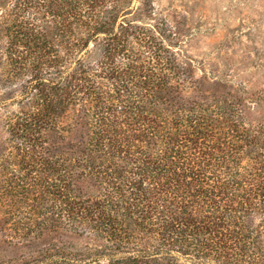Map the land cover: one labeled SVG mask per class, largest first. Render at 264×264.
I'll return each mask as SVG.
<instances>
[{"label":"trees","instance_id":"16d2710c","mask_svg":"<svg viewBox=\"0 0 264 264\" xmlns=\"http://www.w3.org/2000/svg\"><path fill=\"white\" fill-rule=\"evenodd\" d=\"M133 0H0V224L54 264H264V120ZM98 49L96 58L88 53Z\"/></svg>","mask_w":264,"mask_h":264},{"label":"rangeland","instance_id":"374dc122","mask_svg":"<svg viewBox=\"0 0 264 264\" xmlns=\"http://www.w3.org/2000/svg\"><path fill=\"white\" fill-rule=\"evenodd\" d=\"M147 2L150 15L142 20L168 29L165 43L189 64L195 75L209 84L245 96L249 120H264V0H133ZM7 36L0 31V150L7 145L8 120L18 112L20 88L4 80L7 74ZM99 50L88 53L90 59ZM0 224V264H54L41 246L13 237ZM73 252H81L83 264H104L107 258H87L90 242L71 239Z\"/></svg>","mask_w":264,"mask_h":264}]
</instances>
